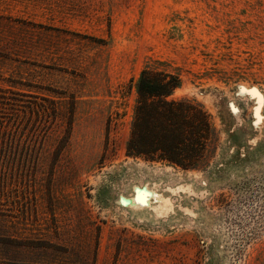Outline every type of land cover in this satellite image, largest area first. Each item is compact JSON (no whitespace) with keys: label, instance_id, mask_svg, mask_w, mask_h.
Wrapping results in <instances>:
<instances>
[{"label":"rangeland","instance_id":"1","mask_svg":"<svg viewBox=\"0 0 264 264\" xmlns=\"http://www.w3.org/2000/svg\"><path fill=\"white\" fill-rule=\"evenodd\" d=\"M158 62L220 132L204 169L125 153ZM0 126V264H264L225 205L264 172V0H0Z\"/></svg>","mask_w":264,"mask_h":264},{"label":"trees","instance_id":"2","mask_svg":"<svg viewBox=\"0 0 264 264\" xmlns=\"http://www.w3.org/2000/svg\"><path fill=\"white\" fill-rule=\"evenodd\" d=\"M165 65H146L123 93L135 94L125 153L183 169H204L210 165L211 150L218 147L220 132L204 105L175 96L182 86V77ZM71 129L72 118L66 141ZM2 147L0 126V155ZM239 189L237 199L226 196L227 214L255 221L260 230L264 229V172L245 180Z\"/></svg>","mask_w":264,"mask_h":264}]
</instances>
